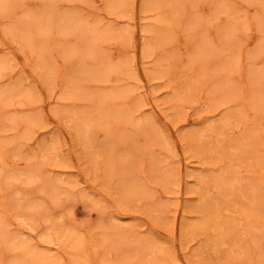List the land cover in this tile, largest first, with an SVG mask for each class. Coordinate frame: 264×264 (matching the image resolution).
<instances>
[{"label":"rangeland","instance_id":"374dc122","mask_svg":"<svg viewBox=\"0 0 264 264\" xmlns=\"http://www.w3.org/2000/svg\"><path fill=\"white\" fill-rule=\"evenodd\" d=\"M178 1L168 4L162 15L175 23L189 47L182 52L176 44L166 51L157 46L150 48L158 51L153 56L141 51L149 39L142 25L155 16L141 12L144 0H31L24 8L15 0L1 1L0 60L11 63L0 76V151H18L14 160L32 157L21 167L23 175L12 168L0 172V218L9 233L27 235L18 237L12 250L0 240V264L18 257L20 264H264V225L257 223V216L264 215V185L248 174L264 160V61L256 64L252 59L257 48H264V0H237L242 1L238 7L236 0H226L224 6L233 16L215 23L208 34L203 25L215 18L218 0ZM196 2L205 4L207 12L199 13ZM8 26L27 36L31 53L20 38L6 35ZM251 27L253 44L243 50ZM92 44L102 54L98 66L88 57ZM162 55L173 61L169 76L151 81L148 72ZM84 67L91 68L86 75ZM59 73L62 81L56 86ZM232 73L241 80H231ZM67 78L83 84L81 91L67 93ZM187 87V98L173 97L172 91ZM243 88L254 101L246 108L250 119L240 131L228 137H193L213 112L217 119L227 105L236 110L239 104L231 102ZM128 89L136 90L135 99ZM84 117L92 119L89 134ZM118 117L129 124L110 129ZM154 127L164 135L153 136ZM210 168H223L226 180L237 182L227 188L231 192H219L209 178L210 203L200 206L197 198L203 192L194 189V180ZM29 172L45 174L31 181ZM49 185L70 196L50 204ZM137 196L144 197L141 210L132 201ZM63 205L68 208L61 213ZM237 217L244 218L242 226H236ZM206 224L216 232L196 230ZM58 237L59 248L46 252L48 239ZM147 237L155 244H144ZM218 238L227 241L223 252L216 248Z\"/></svg>","mask_w":264,"mask_h":264},{"label":"bare ground","instance_id":"6f19581e","mask_svg":"<svg viewBox=\"0 0 264 264\" xmlns=\"http://www.w3.org/2000/svg\"><path fill=\"white\" fill-rule=\"evenodd\" d=\"M1 1H4V0H0V10H2V6H1ZM16 1V4L19 6V8H21V7H25L24 5L25 4H29V2L31 1H29L28 2V0L27 1H21V0H15ZM38 1V0H37ZM145 1V3H144V5H143V8H140V9H142V13H147V12H151L152 14H155V16L153 17V19H151V20H149V21H145L146 20V18L144 17V18H142V20L143 21H145L144 23H143V25H142V32H144L145 34H147V35H149V39H148V41L146 42V43H144V42H142V44H144V46L142 47V52H143V54L145 55H149L150 54V51L152 52V50H154L155 49V47H157V46H159V47H161L163 50H167V46H169V45H173V44H176L177 45V47H178V49L180 50V51H185L186 49H188V47H189V44L187 43V44H184L182 41H183V38H182V36L181 35H178L177 34V32H178V30H177V27L175 26V23L172 21V20H170V19H168V18H166L164 15H162V11L166 8V6H168V4H171V3H173V2H175V0L173 1V0H168V1H166V0H144ZM173 1V2H172ZM176 1H178V0H176ZM182 1V0H181ZM201 1V0H200ZM232 1V0H231ZM243 1V0H242ZM242 1L241 2H237V0H236V2H235V7H238V6H240V5H242ZM246 2H248V3H250L252 0H245ZM254 1V0H253ZM259 1V0H258ZM257 1V2H258ZM179 2V1H178ZM189 2H191V1H189ZM205 2V1H204ZM225 2H226V0H218L216 3H215V7H216V9H217V14L216 15H214V19L213 20H209V21H207L204 25H203V29H204V32H206V34H208L209 32H210V30H211V27L215 24V23H219V21H221V20H223L224 18H227V19H230V17H232L233 15H232V13H230L229 11H227L226 9H227V7L226 6H224V4H225ZM255 2V1H254ZM262 2H263V0H262ZM34 3V1L32 2V4ZM36 3V2H35ZM34 3V5H38V4H35ZM176 3V2H175ZM180 3H182V2H180ZM184 3V2H183ZM194 3V2H193ZM192 3V4H193ZM228 3V2H227ZM145 4H146V6H145ZM191 4V5H192ZM206 4H208V3H206ZM210 4V3H209ZM247 4V3H246ZM254 4H256V2L254 3ZM262 4V3H261ZM172 6L174 5V3L173 4H171ZM177 5V4H176ZM195 8L198 10V12L200 11V12H205L206 11V5L205 4H203V3H200V2H196L195 4ZM194 5L192 6V7H194ZM183 6H185V5H183ZM244 6V5H243ZM246 6V5H245ZM255 6V5H254ZM33 7V6H32ZM31 7V8H32ZM141 7V6H140ZM176 7V6H175ZM180 7V6H179ZM190 7V6H189ZM234 7V6H233ZM234 7V8H235ZM30 8V7H29ZM34 8V7H33ZM178 8V7H177ZM187 8V7H186ZM211 8V7H210ZM26 9V8H25ZM243 9V8H242ZM241 9V10H242ZM29 10V9H28ZM177 10V9H176ZM195 10V9H194ZM208 10V9H207ZM251 10V9H250ZM253 10V9H252ZM258 10V9H257ZM244 11V10H243ZM254 11V10H253ZM1 12V11H0ZM199 12V13H200ZM207 12V11H206ZM216 12V11H215ZM163 13H165V12H163ZM174 13H176V11L174 12ZM172 14V13H171ZM138 15V14H137ZM166 15V14H165ZM178 15V14H177ZM176 15V16H177ZM168 16V15H167ZM175 16V17H176ZM204 16V15H203ZM211 16V15H210ZM205 17V16H204ZM212 17V16H211ZM172 18V17H171ZM210 18V17H209ZM208 18V19H209ZM174 19V18H173ZM204 19V18H203ZM210 19H212V18H210ZM233 20H235L234 19V17H233ZM205 22V21H204ZM141 23V22H140ZM177 24V23H176ZM35 25H39V21H37V22H35ZM232 25V24H231ZM235 25V24H234ZM239 25V24H238ZM237 25V26H238ZM249 25V24H248ZM236 26V25H235ZM251 26V25H250ZM246 27V26H245ZM229 28H230V26H229ZM244 28V27H243ZM6 29V28H5ZM245 29V28H244ZM246 29H247V27H246ZM253 28L251 27L250 28V31H249V34H248V37H247V40H245L246 42L242 45V49L243 50H245V49H248V48H250L251 47V45L253 44V39H254V36H255V33H254V30H252ZM4 30V29H3ZM7 31V33H6V35L7 36H12V37H18V38H20L21 39V41H20V43L21 44H23L24 43V48H26L27 49V51L29 52V53H31L30 51H29V49L27 48V43H28V39H27V36L26 35H22L21 37H20V34H17L18 32H15L14 30H12V28H10L9 26L7 27V29H6ZM248 30V29H247ZM108 31H109V29L108 30H106V33H108ZM141 32V33H142ZM257 32V31H256ZM189 33V32H188ZM228 33V32H227ZM248 33V32H247ZM258 33V32H257ZM204 34V33H203ZM143 35V34H142ZM146 35V36H147ZM228 35H229V33H228ZM205 36V35H204ZM187 37H188V35H187ZM154 38V39H153ZM185 38V37H184ZM193 38V37H192ZM206 38V37H205ZM195 39V38H194ZM193 39V40H194ZM155 40V41H154ZM186 40H187V38H186ZM205 41V40H204ZM156 42V43H155ZM256 42L257 41H255V44H256ZM4 43V42H3ZM192 43V42H191ZM254 44V45H255ZM18 45V44H17ZM200 46V45H199ZM203 46V45H202ZM141 48V47H140ZM150 48H152V50L150 49ZM194 48V47H193ZM214 48V47H213ZM200 49V48H199ZM263 49L264 48H262V47H259V48H257V50H255L256 51V53L254 54V56H253V62L254 63H262L263 61H264V54H263ZM89 51H88V57H90V58H93V59H95V61H96V63H97V66H98V64H100L101 62H102V60H103V58H102V54L100 53V51H99V49H98V47L94 44H92L91 45V47L88 49ZM169 51V50H168ZM250 51V50H249ZM156 52V51H155ZM155 52H152V54L150 55V56H153L154 54H156V53H158V51L155 53ZM154 53V54H153ZM199 53V52H198ZM28 55V54H27ZM142 55V54H141ZM25 56V55H24ZM28 57V56H27ZM30 57V56H29ZM147 57V56H146ZM195 57V56H194ZM198 57V56H197ZM148 58V57H147ZM208 58V57H207ZM143 59V58H142ZM194 59V58H193ZM196 59V58H195ZM198 59H199V57H198ZM147 60V59H146ZM154 60V59H153ZM11 59H7V60H0V76H2V74H3V72L5 71V69H6V66L7 65H9L11 62ZM144 61V60H143ZM207 61H208V59H207ZM232 61V60H231ZM251 61V63H252V60H250ZM172 62L173 61H171V58H170V55L169 56H163L162 55V57H160V58H158V59H155V61H154V65L152 66V68L149 70V72H148V75H149V80H151V81H154V80H156V79H163V78H166V76L169 74H167V72H168V70H170L169 69V67L171 66V64H172ZM233 62V61H232ZM253 63V64H254ZM153 64V63H152ZM256 64H254V65H256ZM263 64V63H262ZM228 65H229V63H228ZM235 66V65H234ZM233 67V66H232ZM236 67V66H235ZM149 68H150V66H149ZM148 68V69H149ZM234 68V67H233ZM238 67H236V69H237ZM147 69V70H148ZM235 69V68H234ZM244 69V68H243ZM243 69H242V71H243ZM83 71L85 72V75H86V73L88 74L90 71H91V68L90 67H84V69H83ZM241 71V72H242ZM57 72V71H56ZM229 73H230V70L228 71ZM237 72V71H236ZM241 72H237L238 74H240L241 75ZM234 73V72H233ZM230 74V76H229V78H231V80H237V81H239V80H241V78L240 77H238V76H240V75H235V74ZM63 74V73H62ZM203 74H205V73H203ZM48 75V74H47ZM169 76V75H168ZM167 76V77H168ZM227 77V76H226ZM64 78V77H63ZM83 78V77H82ZM228 79V78H227ZM54 80V79H53ZM53 80H51V81H53ZM47 81H50V78L49 77H47ZM62 81V75H60V73L59 74H56V76H55V82L57 83L56 84V86H58V84L60 83ZM157 81V80H156ZM79 82H80V80H79ZM37 83V82H36ZM234 83V82H233ZM61 84V83H60ZM48 85V84H47ZM83 84H79L78 83V81L77 80H75V79H68L67 78V83H66V86H67V89H66V92L68 93V92H73V91H78V90H80V87L82 86ZM165 85V84H164ZM257 88V87H256ZM261 88V87H260ZM138 89H140V87L138 88ZM251 89V88H250ZM134 90L135 89H128V93H129V95L132 97V99H135V96H134ZM241 90V89H240ZM255 90V89H254ZM260 90V89H259ZM81 91V90H80ZM136 91V90H135ZM233 91V90H232ZM236 91V90H235ZM238 91V90H237ZM79 92V91H78ZM191 92V88L190 87H187L185 90H183V91H172V95H173V97L174 98H176V99H179L180 100V98H187L188 96H189V93ZM225 91L224 90H222V94L224 93ZM264 92V91H263ZM171 93V92H170ZM257 93V92H256ZM260 93V92H259ZM226 94V93H225ZM262 94V93H261ZM73 95V94H72ZM170 95V94H169ZM229 95V94H228ZM233 95V94H232ZM223 96H225V95H223ZM260 96V95H259ZM170 97V96H169ZM228 97V96H227ZM258 97V96H257ZM89 98H91V96L89 95ZM231 98V97H230ZM232 98H233V96H232ZM260 98H261V96H260ZM260 98L259 99H257L258 101L260 100ZM263 98V97H262ZM212 99V98H211ZM224 99V98H223ZM253 99H256V98H253ZM188 100V99H187ZM225 100V99H224ZM262 100V99H261ZM71 101V100H70ZM165 101H167V100H165ZM212 101V100H211ZM231 101V100H230ZM250 100V97H249V94H248V90L246 89V88H243V90H241V91H239V92H236V94H235V96H234V99H233V101L231 102V104H239V106H236V110H233V106L231 107V105H227V106H225V108H224V110L223 111H221L222 112V114H221V116L219 117V118H213L214 117V112H213V117H210V118H208L207 117V119H206V121L203 123V125H202V127L201 128H199V129H197V130H195L194 132H193V137H195V138H203V137H209V136H222V135H227L226 137H228L229 135H231V134H233V133H237L238 131H240V129H241V127H242V125H243V123L244 124H246L248 121H249V119H250V117L248 116V111H247V107H248V105L251 103V102H253V101H251ZM186 102V101H185ZM260 102V101H259ZM256 103V102H255ZM255 103L253 104V105H255ZM183 104V103H182ZM223 104H225V101H224V103ZM149 105V104H148ZM165 105H166V103H165ZM222 105V104H221ZM253 105L251 106V107H253ZM261 105V104H260ZM259 105V106H260ZM181 106V105H180ZM203 106V105H202ZM223 106V105H222ZM256 106V108H257V104L255 105ZM262 106V105H261ZM260 106V107H261ZM66 107V106H65ZM208 107V106H207ZM206 107V108H207ZM264 107V106H263ZM143 108V107H142ZM175 108H176V105H175ZM203 109H204V106L202 107ZM221 108V107H220ZM219 108V109H220ZM70 109V108H69ZM167 109V108H166ZM172 109H174V108H172ZM261 109H262V107H261ZM63 110H64V108H63ZM71 110V109H70ZM177 110H179V109H177ZM207 110H208V108H207ZM217 110V109H216ZM221 110V109H220ZM253 110V109H252ZM251 110V111H252ZM257 110V109H256ZM213 111V110H212ZM219 111V110H218ZM218 111H216V112H218ZM238 112V111H242V112H245L244 114L241 112V114H243L242 116L240 115V116H238V115H236L235 114V112ZM254 111V110H253ZM252 111V112H253ZM67 112V111H66ZM72 112V111H71ZM166 112V111H165ZM78 113V112H77ZM81 113L82 112H80V116H81ZM176 113H178L177 111H176ZM180 113V112H179ZM84 114H85V112H84ZM83 114V115H84ZM173 114H174V111H173ZM216 114H218V113H216ZM255 115H257L256 113H254ZM178 115V114H177ZM180 115V114H179ZM211 115V114H210ZM209 115V116H210ZM86 116V115H85ZM212 116V115H211ZM219 116V115H218ZM205 117V116H204ZM239 117V118H238ZM256 117V116H255ZM80 118V117H79ZM118 118H120V117H118ZM117 118V121H116V119H115V121L114 122H111V123H109V125H108V127L111 129V127H114L116 124H117V126H119V125H124V124H126V123H128L129 124V122H128V120H125V119H118ZM166 118L167 119H169V115H166ZM256 119V118H255ZM262 119V118H261ZM70 120V119H69ZM82 120H84L82 123H83V127L85 126V132L87 131V128L89 127V122H91L92 121V119H88V118H85L84 117V119H82ZM145 120H150V118L149 117H147V118H145ZM263 120V119H262ZM76 121H77V119H76ZM201 121V120H200ZM252 122V121H251ZM260 122V121H259ZM263 123V122H262ZM75 125H77V124H75ZM251 125V124H250ZM256 125H258V123L256 122ZM255 125V126H256ZM263 125H264V123H263ZM116 126V127H117ZM196 126V125H195ZM252 126V125H251ZM259 126V125H258ZM76 127V126H75ZM114 128L115 129V131H117V128ZM200 127V126H199ZM248 128V127H247ZM259 128V127H258ZM260 128H261V126H260ZM77 129V128H76ZM79 129V128H78ZM90 129H91V127H90ZM195 129V128H194ZM249 129V128H248ZM80 130H81V128H80ZM192 130V129H191ZM76 131V130H75ZM153 131H154V135L153 136H155V137H157V136H161V135H164V132H163V130L161 129V128H159V127H154L153 128ZM84 132V133H85ZM191 132V133H192ZM242 132V131H241ZM244 132V131H243ZM248 132V131H247ZM78 133V132H77ZM77 133H75V134H77ZM87 133V132H86ZM90 133V132H89ZM89 133H87V134H89ZM184 133V132H183ZM249 133V132H248ZM190 134V133H189ZM78 135V134H77ZM237 135V134H236ZM78 137H80V134H79V136ZM88 137V136H87ZM225 137V136H224ZM75 138V137H74ZM86 138V137H85ZM181 138V137H180ZM186 138V137H185ZM244 137H242V139H243ZM89 139V138H88ZM204 139V138H203ZM218 139V138H217ZM223 139V138H222ZM199 140H201V139H199ZM213 140V139H212ZM90 141V140H89ZM185 141V140H184ZM194 141L195 140H193V143H194ZM198 141V140H197ZM219 141V140H218ZM240 141V140H239ZM191 142V141H190ZM241 142V141H240ZM192 144V143H191ZM92 145V144H91ZM48 146V145H47ZM89 146V145H88ZM49 147V146H48ZM80 147V146H79ZM83 147V146H82ZM92 147V146H91ZM90 146H89V148H91ZM230 147V146H229ZM1 148H3L2 146H0V149ZM85 150V149H84ZM90 150V149H89ZM55 152V150L54 149H52L51 150V152ZM192 151V150H191ZM21 152V151H20ZM90 152V151H89ZM91 153V152H90ZM195 153V152H194ZM18 155V151H17V153H15V154H13V155H7V154H3L1 151H0V172H5L6 174L9 172L8 171V168H12V171H15V172H17V174L18 175H23V169L21 168V167H23V165L26 163V161L27 160H29V158H31L32 156H29V155H25V156H20V157H18V159H12L15 155ZM198 155L199 154H197L196 156L198 157ZM199 158V157H198ZM206 158H208V156L206 157ZM195 160V159H194ZM196 160H198V159H196ZM202 161V160H201ZM221 161V160H220ZM198 162V161H197ZM190 163V162H189ZM200 163H202V162H200ZM199 164V163H198ZM200 165V164H199ZM206 165V164H205ZM227 165V164H226ZM226 165L224 166V170H225V167H226ZM229 165V164H228ZM201 166V165H200ZM235 166V165H234ZM233 166V167H234ZM203 167V166H202ZM205 167V166H204ZM207 167V166H206ZM214 167H216V165H214ZM235 167H237V166H235ZM245 167V166H244ZM221 168V167H220ZM222 171H223V168H222ZM222 171H217V170H215L214 168L212 169V168H210V169H207V170H205L204 172H200V174L198 173V175H197V177L195 178V182L194 181H192V182H194L195 184H194V189H196V190H199V192H201V190H202V192L203 193H201L200 194V197H199V199L197 198V201L199 202L198 204H200V206H206V205H208L209 203H210V201L208 200V199H210V196H209V191H208V189L209 188H207L208 187V183H207V180L210 178V181L213 183V185H214V189H217V190H219V192H220V190L221 189H227V188H229V187H231V186H233V184L234 183H236L237 182V180H229L230 178H228V180L229 181H227L226 180V178H225V175H224V172H222ZM197 172V171H196ZM30 173V179H31V181L32 180H34V179H41V177H42V175H44L45 174V172H35V173H32V172H29ZM237 173V172H236ZM190 174H191V172H190ZM248 174H251V175H254V177L258 180V182L260 183V184H262V185H264V160H261V161H259V164L257 163V166H256V168L253 170V171H251V172H249ZM14 175V174H13ZM228 175V174H227ZM231 175V174H230ZM232 175H233V173H232ZM237 176V175H236ZM183 177H185V176H183ZM188 177V176H187ZM231 177V176H230ZM250 177V176H249ZM249 177H248V179H249ZM188 178H190V177H188ZM187 178V179H188ZM248 179H247V181H248ZM185 180V179H184ZM191 180V179H190ZM242 180V179H241ZM256 180V181H257ZM186 181V180H185ZM184 181V182H185ZM189 181V180H188ZM209 181V180H208ZM209 181V182H210ZM255 181V180H254ZM249 183V182H248ZM252 183V182H251ZM255 184V183H254ZM253 184V185H254ZM193 185V184H192ZM211 185V184H210ZM251 185V184H250ZM241 186H242V182H241ZM258 186H259V184H258ZM50 187V188H49ZM49 187H48V190H49V193H50V195H49V197H50V204H52V205H57V203H55V201H56V199L57 198H60L61 196H64V197H69L70 195H69V193H67V192H65V191H59V190H57V187H55L54 185H49ZM211 187V186H210ZM243 187H244V185H243ZM264 187V186H263ZM212 188V187H211ZM44 189V191L46 190V188H43ZM126 190V189H125ZM131 190H133V189H131V188H128V191L130 192ZM228 190V189H227ZM249 190V189H248ZM254 190V189H253ZM188 191H189V189H188ZM211 191H213V190H211ZM228 191H230V190H228ZM252 191V190H251ZM134 192V191H133ZM198 192V193H199ZM219 192H218V194H219ZM224 192V191H223ZM231 192V191H230ZM243 192V191H242ZM67 193V194H66ZM135 193V192H134ZM133 193V194H134ZM196 193H197V191H196ZM224 193H226V192H224ZM250 193V192H249ZM248 193V194H249ZM30 194H32V193H30ZM124 194H125V192H124ZM215 195H217V193L215 192L214 193ZM221 194V193H220ZM219 194V195H220ZM227 194V193H226ZM225 194V195H226ZM251 194V193H250ZM15 195H20V192L19 191H17V193L15 194ZM221 195H223V194H221ZM244 195V194H243ZM252 195H253V193H252ZM26 197V196H25ZM90 197V196H89ZM84 198L85 199H87L88 197H87V194L86 195H84ZM149 198V197H148ZM248 198V197H247ZM27 199V198H26ZM213 199H214V197H213ZM243 199V198H242ZM144 200V197H139V196H137L136 198H134V199H132V201L134 202V203H136L137 205H139V209L141 210L142 208H141V206L142 205H140L141 204V202ZM218 200V199H217ZM246 200H248V199H246ZM253 200V199H252ZM245 201V200H244ZM57 202V201H56ZM123 202V201H122ZM125 202V201H124ZM144 202V201H143ZM212 202V201H211ZM216 202V201H215ZM59 203V202H58ZM234 203H236V202H234ZM260 203H261V201H260ZM212 204H214L213 202H212ZM252 204V203H251ZM264 204V203H263ZM67 205V204H66ZM66 205H63L62 206V212L61 213H63L64 211H65V208H68ZM69 205V204H68ZM70 206H72L71 204H70ZM85 206V205H84ZM124 206V205H123ZM128 206V205H127ZM154 207H155V205H154ZM159 207H161L160 205H159ZM156 208V207H155ZM208 208V207H207ZM226 208V207H225ZM253 208H255V207H253ZM258 208V207H257ZM200 209H201V207H200ZM203 209V208H202ZM239 209H241V208H239ZM5 210V209H4ZM248 210H250V209H248ZM256 212H257V210H256V208L254 209ZM157 211V210H156ZM149 212V211H148ZM152 212V211H151ZM150 212V213H151ZM158 212H160V211H158ZM163 212V211H162ZM161 212V213H162ZM252 213V212H251ZM261 213V212H260ZM263 213V212H262ZM261 213V214H262ZM164 214V213H163ZM253 214V213H252ZM211 215H213V214H211ZM222 215H223V213H222ZM226 215V214H225ZM249 215V214H248ZM16 216H18V215H16ZM240 216H241V214H240ZM251 215H249V217H250ZM18 217H20V216H18ZM29 217V216H28ZM27 217V218H28ZM229 217V216H228ZM252 217V216H251ZM26 218V219H27ZM111 218V217H110ZM230 218H232V217H230ZM238 218V217H237ZM253 218V217H252ZM31 219H32V217H31ZM239 219V218H238ZM210 220H211V218H210ZM244 220V218H241L240 217V219H239V221H240V223L239 224H236V226L237 225H239V226H242V224H241V221H243ZM247 220V219H246ZM218 221V220H217ZM249 221V220H248ZM4 220H3V217H1L0 218V240H3L5 243V247H6V249H9V250H12V249H14V247L16 246V239L18 238V237H24V236H27L25 233H23L22 231L21 232H19V233H16V234H12V233H9V232H11V231H9L10 230V228H9V226L7 225V227L4 225ZM31 222V221H30ZM105 222V221H104ZM109 222V221H108ZM120 222V221H119ZM250 222V221H249ZM200 223V222H199ZM206 223H208V222H206ZM245 223V222H244ZM252 223V222H251ZM257 223H261V225L263 226L264 225V215H261V216H257ZM97 224H98V222H97ZM96 224V225H97ZM256 224V223H255ZM107 225V224H106ZM114 225H115V223H114ZM208 224H206V225H202V226H200V227H198L196 230L200 233V232H207V231H210V232H216V229H215V227H212V228H209L208 226H207ZM246 225V224H245ZM257 225V224H256ZM33 226H34V224H33ZM104 226V225H103ZM116 226V225H115ZM234 226V225H233ZM105 227V226H104ZM107 227V226H106ZM248 227V226H247ZM246 227V228H247ZM7 228V229H6ZM235 228V227H234ZM237 228V227H236ZM253 228H255V227H253ZM252 228V229H253ZM97 229H98V226H97ZM106 228H104V230H105ZM113 229H114V227H113ZM251 229V228H250ZM249 229V230H250ZM259 229V228H258ZM260 229H261V227H260ZM116 234L117 235H122V231L120 230V228H116ZM228 230V229H227ZM231 230V229H230ZM239 230V229H238ZM243 230V229H242ZM78 231V230H77ZM108 231V230H107ZM248 231V230H247ZM194 232V231H193ZM57 233V232H56ZM73 233V232H72ZM125 233V232H124ZM191 233H192V231H191ZM256 233H257V231H256ZM104 234V233H103ZM134 234V233H133ZM132 234V235H133ZM194 234V233H193ZM202 234V233H201ZM207 234H209L208 232H207ZM105 235H107L106 233H105ZM131 235V234H130ZM210 235V234H209ZM241 235H242V233H241ZM198 236V235H197ZM200 236V235H199ZM211 236H213V235H211ZM243 236V235H242ZM245 237V236H244ZM77 238H79V237H77ZM131 238L133 239V236H131ZM148 238V237H147ZM203 238H204V236H203ZM212 238V237H211ZM224 238V237H223ZM158 239V238H157ZM206 239V238H205ZM215 239V238H214ZM142 240H145V238H143ZM154 240V239H153ZM174 240V239H173ZM209 240V239H208ZM210 241V240H209ZM61 243H62V240H61V238L60 237H58V238H55V239H53V238H49L48 239V247L45 249V251L46 252H52V250L54 251V249H53V247H56V248H59V246L61 245ZM215 243L217 244L216 245V248H217V246L219 247V251L220 252H223V251H225L226 250V245H227V241L225 240V239H221V238H218V239H216V241H215ZM144 244H155L154 242H152V241H150L149 240V238L147 239V240H145V243ZM143 244V245H144ZM212 244V243H211ZM62 247V246H61ZM72 248H73V245H72ZM155 248V247H154ZM159 248V247H158ZM155 250V249H154ZM161 250V249H160ZM160 250H158V251H160ZM232 251V250H231ZM218 252V251H217ZM234 252V251H233ZM29 253V252H28ZM161 255V254H160ZM225 255H226V253H225ZM29 256V255H28ZM38 257V259H41L42 260V257L41 256H37ZM41 257V258H40ZM226 257V256H225ZM44 258V257H43ZM48 258V257H47ZM222 260V259H221ZM22 261V258H20V257H18V258H14V261H12L10 264H20V262ZM78 262V261H77ZM46 264H50L49 262H45ZM22 264H24V263H22ZM83 264V263H82ZM89 264V263H88ZM106 264V263H105Z\"/></svg>","mask_w":264,"mask_h":264}]
</instances>
